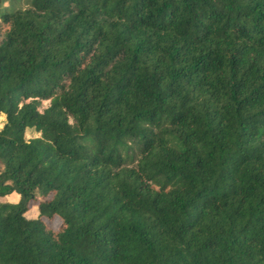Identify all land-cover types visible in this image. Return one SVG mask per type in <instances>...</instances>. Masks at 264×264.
I'll return each instance as SVG.
<instances>
[{"label":"trees","instance_id":"trees-1","mask_svg":"<svg viewBox=\"0 0 264 264\" xmlns=\"http://www.w3.org/2000/svg\"><path fill=\"white\" fill-rule=\"evenodd\" d=\"M7 2L0 264H264V0Z\"/></svg>","mask_w":264,"mask_h":264},{"label":"rangeland","instance_id":"rangeland-1","mask_svg":"<svg viewBox=\"0 0 264 264\" xmlns=\"http://www.w3.org/2000/svg\"><path fill=\"white\" fill-rule=\"evenodd\" d=\"M23 0H8L6 4H4V8H11V5H22ZM48 103L44 102L43 107H45ZM5 118L4 116L0 117V127L4 124ZM32 137V132L30 130L26 131L25 138L30 139ZM1 201L8 202V203H16L18 201V196L16 194H12L10 196L5 197ZM37 203H31L29 211L26 213V218L28 219H36L38 216L37 211ZM47 226L53 230L56 231L59 228L60 222L59 220H54L53 222H46Z\"/></svg>","mask_w":264,"mask_h":264}]
</instances>
